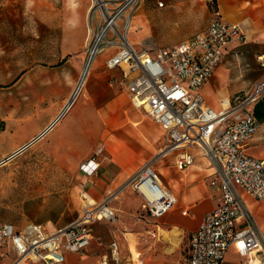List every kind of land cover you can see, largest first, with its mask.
Returning a JSON list of instances; mask_svg holds the SVG:
<instances>
[{
    "label": "built area",
    "instance_id": "2783aa9c",
    "mask_svg": "<svg viewBox=\"0 0 264 264\" xmlns=\"http://www.w3.org/2000/svg\"><path fill=\"white\" fill-rule=\"evenodd\" d=\"M141 1H91L86 62L90 58L94 62L105 50H115L106 60V68L118 69L121 75H112L111 83L125 88L132 105L161 125L165 131L163 145L156 157L140 167L121 189L109 192L98 202H86L77 217L65 226L48 230L33 220L20 226L0 220V246L8 247L0 251V264L10 250L15 253L11 264L28 260L59 264L65 262L66 251L84 252L93 238L95 223L117 221L112 202L130 185L143 196V206L153 217L164 215L176 206L177 197L161 184L154 163L181 150L176 165L184 169L195 160L186 150L190 146L197 147L215 167L210 184L220 195L217 205L191 234L183 264H223L232 246L243 255L256 252L259 264H264V236L243 196L248 193L264 199V158L246 151L260 125L253 106L264 96V75L248 90L222 99L219 110L207 105L200 91L230 44L245 42L247 35L239 23L226 20L215 8L207 27L191 37L152 51L139 49L130 40L129 31ZM259 61L264 65L262 56ZM55 120L14 152L28 149ZM104 151L102 143L81 163V170L95 173L100 166L98 157ZM110 257L117 263L121 260L117 240L111 242L110 256L104 255L101 264H109Z\"/></svg>",
    "mask_w": 264,
    "mask_h": 264
},
{
    "label": "crops",
    "instance_id": "0c3cea01",
    "mask_svg": "<svg viewBox=\"0 0 264 264\" xmlns=\"http://www.w3.org/2000/svg\"><path fill=\"white\" fill-rule=\"evenodd\" d=\"M67 1L66 9L68 10L65 14L68 24L65 31L67 39L65 50L67 51L73 44L80 50L83 41L87 50L88 10L92 0ZM142 1V5L140 3L137 13L135 12L132 17V26L129 31L131 41L130 32L134 31L137 41H167L175 44L191 37L208 25L206 22L204 25L193 24V9L188 1L182 3L176 2L177 0H165L164 5L160 7L156 6L155 0ZM212 6L213 9L218 8L226 20L239 23L247 35L245 42L230 44L224 57L200 89L205 103L219 110L222 108V99L248 90L257 79L264 75V65L259 61L260 56L264 58V0H216V4L213 0ZM211 12L210 9V15ZM144 15L146 19L150 17L149 23L143 18ZM172 16L174 17L170 19ZM155 23L162 27L164 34H153L151 26ZM141 25L145 29L138 35L136 28ZM73 41L76 42L73 43ZM161 46L146 45L145 49L152 51ZM114 52L113 49L105 50L96 57L97 66L93 70L88 85L95 77L101 56H103L102 66L106 68V60ZM82 59L83 57L79 62ZM113 72L114 74L105 78L106 85H92L85 89L83 98L79 101L81 108L78 116L72 117L70 121L65 117L46 132V136H53L49 147L53 156L70 157L72 165L80 166L74 175L72 186L66 189L72 190L73 193L42 194L44 203L39 209L50 208L55 213L43 219L26 214L22 220L23 224L27 220H33L42 223L48 230L67 225L77 217L86 202L100 201L109 192L129 181L140 167L158 154L163 145L164 129L144 110L132 105L125 88L120 89L121 91L116 89V86L120 85L112 84L111 77L115 74L121 75V71L116 69ZM99 82H101L100 77ZM253 111L260 125L246 151L255 157L264 158V96L254 104ZM50 123L51 120L35 135L43 131ZM102 143L105 144V152L98 157L100 162L98 170L93 174L83 172L81 163L89 159ZM186 150L194 155L195 160L184 169L176 165L181 150L172 152L166 157H160L154 163L161 184L177 197L176 206L157 217L156 225L165 233L159 242L165 256L181 253V248L187 240L189 241L205 214L217 205L220 195V191L210 184L215 167L197 147L190 146ZM54 186L58 191L62 190L60 189L62 184L58 181ZM140 196L143 204L144 198L141 194ZM243 196L264 236V199H256L248 193H244ZM82 200L85 201L84 205ZM185 209H187L186 213H184ZM103 222L113 221L105 220L95 223L91 243L95 236L94 228L106 237L107 229ZM99 227L105 231L102 232ZM154 234L157 236L158 232L154 231ZM91 243L82 253L66 251L65 262L59 264H101L102 257L109 255L103 252L106 244L103 239L97 240L94 245ZM131 245L132 252L137 253V245L133 243ZM2 259V263L5 264ZM115 262L114 259L109 258V264ZM26 263L44 264L30 260ZM223 264H259V259L254 251L249 255H243L235 246H232L226 252Z\"/></svg>",
    "mask_w": 264,
    "mask_h": 264
},
{
    "label": "rangeland",
    "instance_id": "374dc122",
    "mask_svg": "<svg viewBox=\"0 0 264 264\" xmlns=\"http://www.w3.org/2000/svg\"><path fill=\"white\" fill-rule=\"evenodd\" d=\"M159 1L165 0H155L157 7H160ZM187 1L193 9V24L208 23L210 9L212 11L214 8L213 0L176 2ZM67 6V0H0V160L12 154L19 145L28 141L57 116L59 119L54 124L65 117L70 121L72 117L78 116L81 108L79 101L85 89L92 85H106L105 78L114 74L102 66L101 56L99 68L90 85L88 83L93 71L72 107L63 116H59L79 80L87 54L85 41L80 50L74 44L65 50ZM143 18L149 23V16L146 19L144 15ZM144 29L143 25L137 27L138 35ZM161 29L156 23L151 26L154 35L164 34ZM130 37L139 49H145L146 45L170 44L167 41H137L134 31L130 32ZM81 57L83 59L79 62ZM96 66L97 61L93 70ZM116 89L122 88L116 86ZM46 135L0 164L1 221L21 225L26 214L42 219L53 216L55 212L50 208L39 209L44 203L42 194L73 193L66 189L72 186L80 166L72 165L70 157L53 156V152L49 151L53 136ZM57 181L62 184L61 191L54 188ZM81 202L85 204V201ZM142 202L140 193L132 185L124 187L112 202L117 210V222H103L106 224H103L107 229L106 237L94 228L95 236L91 245L103 239L106 244L103 252L110 256L109 244L116 239L120 246L121 260L114 264H183L189 241L185 242L180 254L165 256L159 245L165 233L156 225L157 217H153ZM99 229L105 231L102 227ZM154 231L158 232L157 236ZM131 243L137 245V253L132 252ZM7 249L0 246V251ZM14 258L15 253L10 250L2 260L8 264ZM18 264L27 263L22 261Z\"/></svg>",
    "mask_w": 264,
    "mask_h": 264
},
{
    "label": "bare ground",
    "instance_id": "6f19581e",
    "mask_svg": "<svg viewBox=\"0 0 264 264\" xmlns=\"http://www.w3.org/2000/svg\"><path fill=\"white\" fill-rule=\"evenodd\" d=\"M95 63H96V59H95L94 62L91 63V58L86 62V64H85V66H84V68H83V70L81 72L79 80H78V82H77L72 94L70 95V97L66 101V105H65L63 111L59 114L60 117L63 116V114L65 112H67L72 107V105L74 104L75 100L77 99V97L81 93L82 88L84 87V85L87 84V82H88V80H89V78L91 76V73L93 71V68L95 66ZM58 119H59V117H57L55 121H57ZM8 155H11V154H8Z\"/></svg>",
    "mask_w": 264,
    "mask_h": 264
},
{
    "label": "water",
    "instance_id": "95a60500",
    "mask_svg": "<svg viewBox=\"0 0 264 264\" xmlns=\"http://www.w3.org/2000/svg\"><path fill=\"white\" fill-rule=\"evenodd\" d=\"M18 153H19V151H16V152H14L13 154H11V155L5 157L4 159H1V160H0V164L3 163V162H5V161H7V160H9L10 158H12L13 156H15V155L18 154Z\"/></svg>",
    "mask_w": 264,
    "mask_h": 264
},
{
    "label": "trees",
    "instance_id": "16d2710c",
    "mask_svg": "<svg viewBox=\"0 0 264 264\" xmlns=\"http://www.w3.org/2000/svg\"><path fill=\"white\" fill-rule=\"evenodd\" d=\"M214 3L216 4V0H214Z\"/></svg>",
    "mask_w": 264,
    "mask_h": 264
}]
</instances>
